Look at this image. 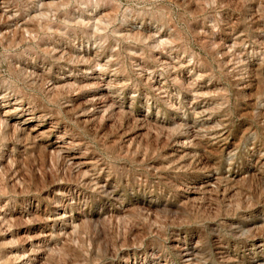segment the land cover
Listing matches in <instances>:
<instances>
[{"label": "rangeland", "instance_id": "1", "mask_svg": "<svg viewBox=\"0 0 264 264\" xmlns=\"http://www.w3.org/2000/svg\"><path fill=\"white\" fill-rule=\"evenodd\" d=\"M0 264H264V0H0Z\"/></svg>", "mask_w": 264, "mask_h": 264}, {"label": "bare ground", "instance_id": "2", "mask_svg": "<svg viewBox=\"0 0 264 264\" xmlns=\"http://www.w3.org/2000/svg\"><path fill=\"white\" fill-rule=\"evenodd\" d=\"M36 131H38V130H36ZM46 134V133H45ZM61 140H63V139H61ZM55 147L56 148H58V149H63V148H66V146H65V143L63 142V141H59V143L58 144H56L55 145ZM77 159V158H76ZM88 164L86 163V162H84L83 161V159H77V161H76V166H78V167H86ZM95 184V183H94ZM58 221V220H57ZM186 251V250H185ZM186 257H190V255L188 254Z\"/></svg>", "mask_w": 264, "mask_h": 264}]
</instances>
